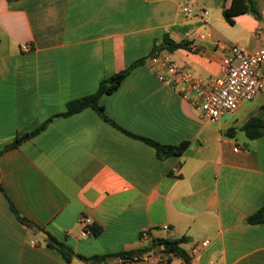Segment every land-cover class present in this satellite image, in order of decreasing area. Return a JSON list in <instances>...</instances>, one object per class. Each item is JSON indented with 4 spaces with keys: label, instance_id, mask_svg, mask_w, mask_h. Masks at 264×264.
Returning a JSON list of instances; mask_svg holds the SVG:
<instances>
[{
    "label": "crops",
    "instance_id": "crops-1",
    "mask_svg": "<svg viewBox=\"0 0 264 264\" xmlns=\"http://www.w3.org/2000/svg\"><path fill=\"white\" fill-rule=\"evenodd\" d=\"M230 1L0 0V264H88L67 261L51 238L86 257L184 239L188 255L167 259L154 246L146 258L100 264H264V222L248 221L264 206V134L244 131L252 117L264 121V88L210 121L186 85L158 79L154 61L168 51L208 81L221 74L231 45L255 52L264 0L260 17L240 14L233 25L223 14ZM165 35L186 46L154 53ZM142 58L100 97L107 119L93 107L59 115ZM143 138L188 145L160 158ZM83 214L93 221L87 237Z\"/></svg>",
    "mask_w": 264,
    "mask_h": 264
},
{
    "label": "built area",
    "instance_id": "built-area-1",
    "mask_svg": "<svg viewBox=\"0 0 264 264\" xmlns=\"http://www.w3.org/2000/svg\"><path fill=\"white\" fill-rule=\"evenodd\" d=\"M186 12H191V6H185ZM207 14V11H204ZM260 46L255 52L249 51L245 46L234 44L229 47V54L221 59L219 76H214L208 81H203L192 71L180 66L168 51H159L154 59L156 61V75L162 82L171 87L179 84L186 85L185 92H194L192 101L201 114L210 121H218L224 113H235L244 101L254 99L264 88V78L260 74L264 65V29L258 33ZM27 50V44L22 45ZM235 151L240 147L234 148ZM81 235L87 237L93 233V221L88 215H81L78 219ZM161 229L171 232L173 228L164 224ZM143 239L149 237V231L141 234ZM209 244L204 240L194 244L190 255H196ZM174 253H165L164 258H169ZM146 258L145 254L135 255L133 259L118 257L119 262L132 261Z\"/></svg>",
    "mask_w": 264,
    "mask_h": 264
},
{
    "label": "trees",
    "instance_id": "trees-1",
    "mask_svg": "<svg viewBox=\"0 0 264 264\" xmlns=\"http://www.w3.org/2000/svg\"><path fill=\"white\" fill-rule=\"evenodd\" d=\"M257 3H258V0H231L228 5L224 6V11H223L224 17L226 21L231 25L235 24V17L240 14L252 13L256 17H260L261 13H260ZM185 46H186L185 42H175L168 35H165L160 46L155 47L154 53L155 51L164 50V49H168L169 51H174L178 48H182ZM145 60H146L145 58L139 59L127 69L107 79H104L100 83V86L98 90L96 91V93L70 101L67 104V111L59 115H70L75 112L81 111L82 109L86 107H93L100 113V115H102L103 118L107 119V116L104 113L103 106L99 104L100 97L104 93H111L114 90H116L120 86L122 80L128 74V72L132 70L134 67H136L137 65L143 64ZM45 124L42 125L36 131L32 133H26L23 136L17 138L16 141L13 143V145H16L22 139H25V138H28L34 135L36 132L43 129V127H45ZM244 131L246 132L248 137L257 138L261 136L262 134H264V121L260 118L252 117L244 125ZM143 139L156 148V151L160 158H167L172 155L181 154L188 145V142H183L179 145H165V144H161L157 141H154L148 138H143ZM248 221L250 223H263L264 222V206L258 209L254 214L249 216ZM98 232H99V229H95V234H97ZM184 242H185L184 239H158V240H154L152 245L148 248L140 249L137 251L120 252L117 254L96 255L92 257H86L81 254H76L70 247H68L64 243L56 241L54 238H51L50 240H48V245L55 247L67 261H70L71 258L75 255L79 257L80 259L86 260L88 264H100V263L106 262L110 258H116V257L117 258L124 257L128 259H133L135 255H142L148 252L154 246H158L161 249V251H163L164 253H174L175 255L188 258L186 251L181 247V244Z\"/></svg>",
    "mask_w": 264,
    "mask_h": 264
},
{
    "label": "water",
    "instance_id": "water-1",
    "mask_svg": "<svg viewBox=\"0 0 264 264\" xmlns=\"http://www.w3.org/2000/svg\"><path fill=\"white\" fill-rule=\"evenodd\" d=\"M33 230L36 231V232H40V229L36 226H33ZM43 235L46 237L47 235L45 233H43Z\"/></svg>",
    "mask_w": 264,
    "mask_h": 264
}]
</instances>
